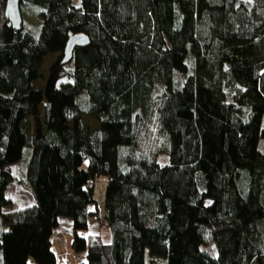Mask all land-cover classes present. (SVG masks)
<instances>
[{
    "label": "trees",
    "instance_id": "trees-1",
    "mask_svg": "<svg viewBox=\"0 0 264 264\" xmlns=\"http://www.w3.org/2000/svg\"><path fill=\"white\" fill-rule=\"evenodd\" d=\"M6 3L3 264L31 257L57 264L51 238L62 217L73 220L83 264H264V0H21V31ZM28 8L38 12L36 31L25 21ZM81 33L90 42L74 50L72 66L62 56L45 89H36L43 58L64 53ZM154 118L169 163L137 153ZM26 148L23 184L36 204L6 212L13 165ZM101 177L108 179L102 208ZM91 216H102L109 243L80 235Z\"/></svg>",
    "mask_w": 264,
    "mask_h": 264
},
{
    "label": "rangeland",
    "instance_id": "rangeland-1",
    "mask_svg": "<svg viewBox=\"0 0 264 264\" xmlns=\"http://www.w3.org/2000/svg\"><path fill=\"white\" fill-rule=\"evenodd\" d=\"M251 1V0H246ZM72 4L75 6L81 5V0H71ZM25 21L28 27L36 31L40 25V18L38 16V12L32 8H28L24 13ZM38 35V31L35 32ZM63 53H54L47 55L43 58L41 63V74L42 77L38 79L34 85L38 90H44L50 75L51 67L55 62H57ZM72 66V61L67 63V67ZM40 117L41 121H44V103L40 106ZM83 118L91 125L93 130L98 128V123L92 120L87 115H83ZM29 121L31 122V133L32 135L36 134V125L35 121L32 117H29ZM167 142L164 135H162L159 131V127L157 124L156 118H154L152 124L150 125V129L148 134L143 135L141 142L138 145L137 153L147 154L148 156H153L157 153L159 156V160L162 163H169V156L167 152ZM32 155V151L28 148L24 149L21 160L13 165V182L8 189V196L12 198L13 204L10 206V209H20L23 205L31 204L33 194L23 183H25L24 178L26 177L27 165L30 161ZM108 179L106 177H101L96 181V198L98 205L100 208L104 206L105 201V191L107 187ZM103 222H100L102 224ZM100 226V225H99ZM97 229V230H96ZM90 231L93 233H99L102 235L105 242L109 243L111 241L110 232H103V225L98 227L96 225H91ZM74 233L64 234L63 238L60 240L54 239L53 241V249L56 254L57 264H77L76 262V252L73 248V240ZM149 251L146 252V257L149 259ZM3 255L0 251V264H3ZM29 264H37L35 260L31 257L29 258Z\"/></svg>",
    "mask_w": 264,
    "mask_h": 264
},
{
    "label": "crops",
    "instance_id": "crops-1",
    "mask_svg": "<svg viewBox=\"0 0 264 264\" xmlns=\"http://www.w3.org/2000/svg\"><path fill=\"white\" fill-rule=\"evenodd\" d=\"M13 178H14V174H13ZM11 183L9 184L8 189L10 188ZM29 191H31V190H29ZM32 194H33L32 203L31 204H27V205H23L22 208H26V207H29V206H32V205L36 204L35 195H34L33 192H32ZM7 197L11 200L12 203H11L10 206H12L13 200H12L11 197L8 196V190H7ZM10 206L5 208L6 212H12V211H15V210H19V209H10ZM22 208H20V209H22ZM100 222H103V223L100 224ZM92 224L96 225L98 227V230L100 229V226L103 225V232L104 231H106V232L110 231L108 226H107V224H106V222L102 218V216H101V218H97L95 216H91L89 218V228H88V230L81 232L80 235H82L83 237H88L89 235H101L99 233H93V232L90 231V227H91ZM65 233L66 234L74 233L73 220L71 218L62 217V218L59 219V225L57 226V228H55L53 230V234H52V238H51L52 239V248H53L54 239L60 240L61 238H63ZM76 262H77V264L86 263L87 262L86 254L85 253H81L80 255H76Z\"/></svg>",
    "mask_w": 264,
    "mask_h": 264
},
{
    "label": "water",
    "instance_id": "water-1",
    "mask_svg": "<svg viewBox=\"0 0 264 264\" xmlns=\"http://www.w3.org/2000/svg\"><path fill=\"white\" fill-rule=\"evenodd\" d=\"M5 13L13 27L17 31H21L23 23L21 0H7ZM89 42V37L83 33L72 35L63 53V62H70L72 60L74 50L77 47L87 46Z\"/></svg>",
    "mask_w": 264,
    "mask_h": 264
}]
</instances>
